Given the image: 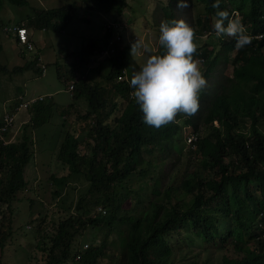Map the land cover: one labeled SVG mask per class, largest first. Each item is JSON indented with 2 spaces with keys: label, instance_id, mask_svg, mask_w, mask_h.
Wrapping results in <instances>:
<instances>
[{
  "label": "trees",
  "instance_id": "obj_1",
  "mask_svg": "<svg viewBox=\"0 0 264 264\" xmlns=\"http://www.w3.org/2000/svg\"><path fill=\"white\" fill-rule=\"evenodd\" d=\"M85 1L87 8L103 14L119 13L128 3ZM175 4L177 0H168L162 6L165 20L176 19ZM188 8L194 12L192 30L197 48L193 58L206 79L199 108L192 115L178 113L174 122L159 128L142 122V113L129 96L131 89L124 79L128 47L118 49L116 44L110 59L103 58L110 61L104 85L80 76L81 64L92 62L93 57L102 58L103 49L112 50L107 41L111 36L104 41L90 40L78 61L82 60L74 65L79 78L72 84L73 97L75 101L84 99L88 108L79 119L84 122V135L81 140L64 139L58 159L69 172L51 175L47 184L56 187L55 199L78 181L85 187L64 216L51 222L47 230H37V246L46 264H97L110 236L118 240L113 242L120 251L117 264H208V259L219 253L220 264H264V0H189ZM220 10L231 18H237L234 14L238 12L251 37L248 45L236 48L231 36L213 41V25ZM75 11L76 6L69 4L47 10L41 17L47 26L60 20L69 23ZM207 35L210 41L202 45ZM160 52L159 48L156 54ZM231 60L235 61L232 69L222 78L218 75L214 92H210L207 78L218 73L221 62L229 68ZM119 99L125 102L122 108ZM50 107V103L36 105L35 120L25 124L15 142L4 144L0 140L2 252L12 235L8 228L17 195L28 188L26 170L34 144V121L39 124ZM186 126L193 128L197 140L189 145L186 161L181 163ZM81 146L86 153L80 154ZM176 153L178 159L174 158ZM169 157L184 174L180 182H170L162 190L160 174ZM136 193L148 195L138 196L135 202L129 200ZM187 223L202 238L199 247H191L182 236L181 229ZM89 227L105 229L102 242L85 244L80 250L78 239Z\"/></svg>",
  "mask_w": 264,
  "mask_h": 264
},
{
  "label": "rangeland",
  "instance_id": "obj_2",
  "mask_svg": "<svg viewBox=\"0 0 264 264\" xmlns=\"http://www.w3.org/2000/svg\"><path fill=\"white\" fill-rule=\"evenodd\" d=\"M69 4L76 6L72 20L69 23L64 21L62 23V20L53 21L51 26H47V21L41 17V14ZM167 4L168 0H128L123 11L103 14L87 8L85 0H22L21 3L0 0V117L7 111H12L19 103L20 97L24 98V102L43 97L45 100L39 103L43 106L51 104L48 112L45 111L42 114V120H39L41 122L37 124V121H34L32 129L34 144L31 162L26 170L28 188L18 193L14 204L15 211L8 228L12 235L9 236L4 251L0 249V262L3 264H46L44 254L37 246L39 239L37 230L42 232L47 230L51 222L56 223L67 213L68 206L83 194L85 186L78 181V185H69L62 196L55 199L53 191L56 187L47 183L51 175L59 177L69 172V167L58 159L64 139L68 136L81 140L84 135L82 129L84 122L79 119L87 112V103L84 99L75 101L73 91L69 90L70 84L79 78L75 75L73 68L82 60L81 58L78 61L84 47L91 41L104 40L105 26L109 21H120L116 33L119 40L118 49L126 46L129 48V42L134 37L142 44L148 45L147 51L141 48L137 53L132 55L129 53L127 76L124 77L125 80H129L147 55H155L158 52L159 25L162 20H165L161 8ZM229 7H233L232 4ZM175 12L176 19H183L192 29L194 28L192 26L193 9L178 8L175 4ZM234 15L239 18L238 12ZM22 22L30 32L31 41L35 47L33 52L25 53L17 44L15 35L3 30L4 27H13ZM55 25L58 26L53 27ZM219 38L220 36L216 35L213 41ZM209 41L208 35L204 36L202 45ZM232 49L230 45V50ZM234 62L231 60L229 68H226L223 62L220 63L217 68L220 78L225 71L232 69ZM109 65L108 59L93 57L92 62L80 65L79 75L104 85ZM42 66L46 68L45 75H42L40 69ZM217 74L213 72L209 81L212 90ZM119 101L122 103V108L125 102L122 99ZM35 106L16 113L15 128L8 139L15 142L25 128V124L33 123L35 120L33 115L36 114ZM192 134H194L192 127L183 128L182 136L185 146L183 145L184 151L179 159L181 163L186 161L185 156L189 148L187 139ZM79 152L86 153L87 149L81 146ZM178 157L176 153L174 158L178 159ZM192 169L193 167L189 171ZM183 174L177 161L169 157L164 173L160 174L161 189L163 190L162 187L170 182H180ZM96 195L94 193L93 198H96ZM147 195L148 193H136L129 200L135 202L138 196ZM132 208L135 207L132 206ZM132 212L137 214V211ZM104 232L105 229L103 231L100 227H89L78 239L77 248L82 250L85 244L100 245ZM181 233L193 248L199 247L203 241L199 234L193 232L189 223L181 229ZM114 241L116 243L118 240L111 239L110 236L107 248L97 264H117L120 251L113 245ZM221 258L222 254L219 253L208 259V264H220ZM79 263L75 261L68 264Z\"/></svg>",
  "mask_w": 264,
  "mask_h": 264
},
{
  "label": "clouds",
  "instance_id": "obj_3",
  "mask_svg": "<svg viewBox=\"0 0 264 264\" xmlns=\"http://www.w3.org/2000/svg\"><path fill=\"white\" fill-rule=\"evenodd\" d=\"M188 4L189 0H177L178 8H186ZM213 7H216V4H213ZM216 15L218 19L213 28L217 36L234 37V46L236 48H242L250 43L251 37L247 34L239 18H231L223 10L217 11ZM119 22L118 20L109 21L105 26L106 34L104 40H106L107 36H111L107 41H109L108 46H111L112 50L103 49L101 52L102 58L110 59L114 45H119L118 36H116ZM17 27L26 30V43H23L20 40L18 32L13 30ZM3 30L6 33H13L15 35L17 44L22 47L25 53L35 50L30 32L23 22L13 27H4ZM110 42H112V45H110ZM157 43L161 52L155 55H147L138 70L133 72L131 78L128 80V86L131 89L129 96L133 98L134 103L142 113V122L155 128L174 122L178 113L187 116L195 113L199 108L200 92L206 85V79L198 66V61L193 58V53L197 48L193 38V30L183 19L162 20L159 25ZM28 44L32 45V49H29ZM129 45L131 55L137 53L141 48L146 51L148 50V45L142 44L135 37L129 42ZM105 50L108 51V54L104 53ZM39 60L41 59L39 58ZM40 69L42 75H45V66H42ZM218 75H216V79ZM124 76L126 77V75ZM212 76L211 73L207 78L208 90L210 92H214V88L212 90L209 84ZM120 79L123 80V78ZM215 83L216 80L214 87ZM72 84L74 83L70 84V91L73 90ZM44 100L45 98L42 97L24 102V98L20 97L16 107L0 117L2 121L0 126L3 125L6 115L13 117L11 127L8 131L4 132L0 140L4 144L12 143L14 140L12 141L8 138L15 128L16 113L19 110L29 109L37 104H42L39 102H43ZM201 105L204 106V103L202 102ZM215 124L217 125V122ZM5 134H7L8 138L4 136ZM196 140L195 133L188 136V146L192 145ZM100 209L101 207L98 208V211Z\"/></svg>",
  "mask_w": 264,
  "mask_h": 264
},
{
  "label": "built area",
  "instance_id": "obj_4",
  "mask_svg": "<svg viewBox=\"0 0 264 264\" xmlns=\"http://www.w3.org/2000/svg\"><path fill=\"white\" fill-rule=\"evenodd\" d=\"M13 30L17 31L18 34L20 35V40L23 42V43H26V30L23 29V28H14ZM110 45H112V42H110ZM28 47L29 49H32V45L31 44H28ZM104 53L108 54V51L105 50ZM3 125L0 126V137L4 134V132L8 131L9 128L11 127L12 125V122H13V117L10 116V115H6L4 117V120H3Z\"/></svg>",
  "mask_w": 264,
  "mask_h": 264
}]
</instances>
